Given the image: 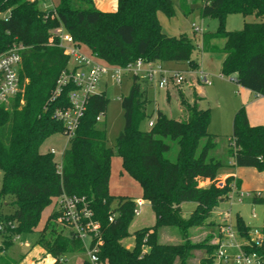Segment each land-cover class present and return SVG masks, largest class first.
Wrapping results in <instances>:
<instances>
[{"label": "trees", "instance_id": "16d2710c", "mask_svg": "<svg viewBox=\"0 0 264 264\" xmlns=\"http://www.w3.org/2000/svg\"><path fill=\"white\" fill-rule=\"evenodd\" d=\"M196 1L182 0L185 11L193 10L189 4ZM200 1L201 15L217 18L219 25L215 31L202 32L198 53L222 51V74L235 76L239 85L264 95V0ZM0 7L11 10L8 19H0V55L15 42L25 45L19 67L22 90L8 104L0 105V264L18 262L11 250L17 242L15 236L34 232L39 224L36 244L56 259L52 264H70V255L85 252L83 241L54 221L58 212L52 209L46 221H41L45 208L62 193L87 199L100 224L101 264H193L197 251L201 253L197 264H210L217 247L214 240L221 235L213 212L228 200L232 182L236 180L238 187L240 182L234 176L218 178L223 162L211 155L217 134L209 131L211 109L200 106L202 97L198 94L194 93L190 102L179 91L187 111L185 119L169 117L160 109L148 113V81L133 76L129 94L120 96L124 127L114 146L108 145L102 120L109 98L101 91L88 98L60 159L51 148L42 150L51 136L66 135L56 111L70 106L68 93L76 88L70 82L55 95L58 79L69 69L71 60L60 46L56 29L62 27L78 45L86 46L108 64L125 66L142 58L148 62H188L190 68L197 69L194 37L168 35L162 29L159 12L173 16V0H117L115 11L95 8L94 0H58L55 9L48 11L29 0H0ZM230 14L244 16L241 29H227ZM251 16L256 20H248ZM218 38L224 40L221 47L213 44ZM146 119L154 123L144 130L141 123ZM171 142L178 147L175 159L169 157ZM228 152L232 166L264 171V124L252 125L245 106L234 115ZM115 155L121 158L123 170L138 181L142 199L150 203L156 216L153 226L133 234L128 227L138 200L110 191ZM202 179H208L209 184L201 185ZM222 180L224 185H218ZM252 201L263 204V193L253 191ZM184 202L196 203L188 216L183 215ZM6 207L11 211L5 212ZM236 224L245 234L252 227L240 214ZM165 227L175 229L181 241L162 242ZM195 227L208 230L200 241L192 238ZM131 236L130 245L125 240ZM255 249L264 258V242ZM81 264L92 263L87 258Z\"/></svg>", "mask_w": 264, "mask_h": 264}, {"label": "rangeland", "instance_id": "374dc122", "mask_svg": "<svg viewBox=\"0 0 264 264\" xmlns=\"http://www.w3.org/2000/svg\"><path fill=\"white\" fill-rule=\"evenodd\" d=\"M57 2L58 0H41L38 3L43 9H53V4H56ZM173 3L175 9V14L173 16L169 17L165 13L159 12V20L162 29L168 35H180L186 33L194 37L197 44L194 57L199 65L197 69H192L190 68L188 62H161L165 71L171 73L179 70L187 80L179 85L170 83L166 88H160L156 81H149L146 86L147 96L150 99V102L147 105V111L150 113L156 108H159L169 117L185 119L187 111L181 103L179 89L183 88L187 96L192 99L194 89L191 87V84L194 82L197 89L196 91L202 97L200 106L202 108L211 109L209 131L211 133H218L216 146L212 150L211 155L222 160L223 165L219 169V175L222 176L225 173L232 172V167H234L230 164L232 158L228 152V144L233 131L234 115L240 106L237 84H235L234 80L230 78L231 76H225L221 72L222 62L224 60V53L222 51L217 49H205L198 53L199 47H202L203 45L202 32L195 31L193 24L200 26L203 32H210L217 29L219 25L218 19L213 17H203L201 15L198 8L201 3L200 0H197L191 5L189 4V7L193 8L190 12L185 11L186 6L185 4H182V0H173ZM94 6L95 8L103 11H115L117 9V0H94ZM244 19L245 18L242 14H230L226 21L227 29H241L244 25ZM248 20H256V17L251 16ZM223 42V39L218 38L213 41V44L221 47ZM82 51L88 52L87 47L82 46ZM69 66L73 67V59L70 60ZM201 69L212 75L213 82L211 84H204L197 81L196 72ZM107 81V86L104 83L99 84V90H104L109 98L107 114L102 118V120L106 124L108 145L114 146L118 134L124 127V110L121 105L120 96L129 94L130 87L132 85V78L127 75L124 77L122 84H118L110 78H108ZM228 83H231L233 87L231 88ZM149 127L148 119L141 123L142 129L147 130ZM203 143L204 141H202V144ZM171 144L172 150L169 157L171 159H175L178 147L174 142H171ZM68 145L69 140L67 135L55 134L44 143L42 150L46 151L49 148H55L57 149L56 155L58 159H60L61 152ZM121 171L123 170L120 157L115 155L112 157L111 163L110 191L112 194L116 196L129 194L136 200L142 198V189L138 181L124 172L121 173ZM262 173L263 174L261 175H264V172ZM249 181L251 185H259L260 188L264 189L263 177L250 176ZM200 184L203 185L202 181H200ZM247 192L252 194V192L246 190V193ZM251 194L244 196L241 202L236 200L233 204L228 201L220 203V205L213 212L212 219L220 221L221 215L219 213L226 209H231L235 221L237 215L240 214L248 225L264 229V203L254 204ZM114 205H116V203ZM195 207V202H184L182 204V209L184 211L183 215L188 216ZM53 208L54 202L45 208L42 215V222L44 220L46 221ZM253 210H255L256 217H253ZM4 211L10 212L11 209L6 207ZM155 222L156 216L154 210L148 201L143 200V204L140 207V213L134 215L128 229L129 232L133 234L138 229L153 226ZM41 227V224H39L34 232L22 234L21 239L15 243L11 250L13 251L14 257L18 261L16 264H43L47 262L48 255L45 254L40 245L36 244L39 237V229ZM207 231L208 230L203 227L192 228L193 240H202L206 236ZM21 241L29 242L30 247L22 245ZM125 241L132 244V236ZM161 241L176 243L180 242L181 238L175 229L165 227L161 231ZM200 254V251L196 252V256L192 260L193 264L198 263ZM68 259L70 264H81L85 259H87V256L85 253L72 254L68 257Z\"/></svg>", "mask_w": 264, "mask_h": 264}, {"label": "built area", "instance_id": "2783aa9c", "mask_svg": "<svg viewBox=\"0 0 264 264\" xmlns=\"http://www.w3.org/2000/svg\"><path fill=\"white\" fill-rule=\"evenodd\" d=\"M29 1L39 2L41 0ZM53 5V9H55L56 4ZM44 10L52 9L45 8ZM10 14V9L4 11L0 7V19H8ZM193 28L197 32H203L198 25L193 24ZM55 33L60 38V46L73 59V67H69V69L62 72L55 89V95H60L68 83L72 82L76 85V88L68 93L70 106L56 111V116L64 122L65 133L69 141L75 134L79 119L86 109L88 98L101 92L99 84L103 79L110 78L118 84H122L124 77L127 75L130 77L138 76L148 82L156 81L160 88H166L170 83L179 85L186 80L181 71L168 73L163 69L160 62H148L142 58L125 66L108 64L91 52L82 51V46L78 45L62 27L56 29ZM24 49L25 45L23 43L15 42L5 53L0 55V105L8 104L22 90L19 67L22 61V50ZM196 74L197 81L201 83L211 84L213 82L212 75L202 69L198 70ZM97 119L100 120L101 116H98ZM153 123V120L150 121L149 126H152ZM50 151L57 153L55 148H51ZM224 183L225 181L222 180L218 185L223 186ZM231 185L232 192L227 200L231 204L236 200L241 202L244 196L251 194L238 187L236 180ZM142 204L143 202L138 200L136 214L140 213ZM53 211L59 213V216L54 220L58 226L70 236L80 238L83 241L84 253L88 260L92 264H101L99 253L103 240L100 224L95 220L87 199L83 196L62 193L55 198ZM219 214L221 220L217 222L221 235L214 240L217 247L211 256L210 264H264L263 256L255 249L264 242V229L252 226L245 234L238 228L231 209H226ZM113 217L111 216L110 220ZM253 217H256L255 210H253ZM2 229L3 225L0 224V231ZM20 239V235L15 236L16 241ZM21 244L30 247L27 241H21ZM1 245L2 240L0 239ZM55 260L54 258V262Z\"/></svg>", "mask_w": 264, "mask_h": 264}, {"label": "crops", "instance_id": "0c3cea01", "mask_svg": "<svg viewBox=\"0 0 264 264\" xmlns=\"http://www.w3.org/2000/svg\"><path fill=\"white\" fill-rule=\"evenodd\" d=\"M87 51L90 53V50L88 48H87ZM224 57H225V55H224ZM230 78L232 80H234L235 84H237V88H238V98H239V103H240L239 104L240 106L238 107V109L241 106H245L246 111H247V115H248V118H249V122L252 125L264 124V95L258 94L256 92L251 91L250 89L244 88L243 86L239 85L237 83L236 79H235V76H231ZM107 79L108 78L103 79L101 83H104L107 86V84H108ZM228 84H229V86H231V88L233 87V85H231V83H228ZM191 87H193V89H194L193 94H192V99H190L187 96V94L185 93V91H184L183 88H180L179 89V91L182 90L184 92L186 98L190 102H192L193 99H194V93H196V94H198L200 96V94L196 91L197 89H196V85H195L194 82L191 84ZM100 91H104V90H100ZM199 104H200V102H199ZM156 109H159V108H156ZM214 134H217L218 135V133H214ZM120 162H121V166H122V160H121V158H120ZM232 162H233V159L230 161V164ZM232 168H233V171L232 172L225 173L222 176L221 175H218V178L219 179H226L227 176H234L237 180H239L240 187L244 191H246V190L247 191H250V192H253V191H261L263 193V195H264V189L260 188L259 185H251L249 183L250 182L249 181L250 176H256V177L259 176V177H263L264 178V175H261V174H263L262 172H264V171L260 172L256 168H254V167H237V166H234ZM122 170H123V168H122ZM122 172H124L125 174H127L124 170L121 171V173ZM256 172H260V173H256ZM257 174H259V175H257ZM201 181H202L203 185L209 184V180L208 179H202ZM141 194H142V192H141ZM124 196H130V195L127 194V195H124ZM138 200H141L143 202V199L142 198H139ZM43 251L45 252V254L48 255L47 262L46 263H43V264H52L54 262V258L50 254L46 253V251L44 249H43Z\"/></svg>", "mask_w": 264, "mask_h": 264}]
</instances>
